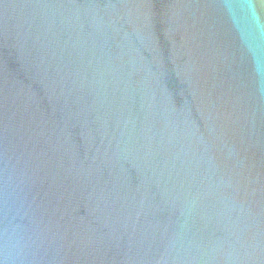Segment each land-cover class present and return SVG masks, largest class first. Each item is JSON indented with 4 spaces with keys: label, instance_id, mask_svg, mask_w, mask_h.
I'll use <instances>...</instances> for the list:
<instances>
[{
    "label": "water",
    "instance_id": "obj_1",
    "mask_svg": "<svg viewBox=\"0 0 264 264\" xmlns=\"http://www.w3.org/2000/svg\"><path fill=\"white\" fill-rule=\"evenodd\" d=\"M0 264H264V0H0Z\"/></svg>",
    "mask_w": 264,
    "mask_h": 264
}]
</instances>
